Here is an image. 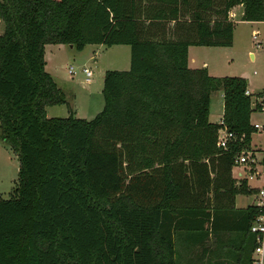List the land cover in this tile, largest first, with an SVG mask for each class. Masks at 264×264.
Segmentation results:
<instances>
[{"label": "trees", "instance_id": "trees-1", "mask_svg": "<svg viewBox=\"0 0 264 264\" xmlns=\"http://www.w3.org/2000/svg\"><path fill=\"white\" fill-rule=\"evenodd\" d=\"M236 5L242 20L264 22V0H0V138L18 159L15 196L0 197V264H175L181 234L192 245L224 229L250 234L237 264H253L249 226L263 210L233 207L254 192L231 174L255 132L247 80L187 64L189 46L232 45ZM46 44L129 46V69L104 72L92 119L69 106L47 117L66 101ZM216 91L222 124L208 119ZM223 126L236 139L225 151Z\"/></svg>", "mask_w": 264, "mask_h": 264}, {"label": "rangeland", "instance_id": "rangeland-1", "mask_svg": "<svg viewBox=\"0 0 264 264\" xmlns=\"http://www.w3.org/2000/svg\"><path fill=\"white\" fill-rule=\"evenodd\" d=\"M215 5H219L220 0H214ZM236 12V10H234ZM209 15H211L209 13ZM242 14H235L231 17L234 24L232 45L230 47H211L198 46L192 50H196V55L202 60H206L210 66L209 74L222 76H236L243 77L247 75L250 84L247 88L251 91V101H254L252 94L255 91H264V23H252L241 19ZM253 30H257V35H253ZM195 46V45H193ZM87 47V46H86ZM124 48H129L127 45ZM128 50V49H127ZM250 51L255 53V58L251 59ZM91 49H84L78 51L77 49H70L64 47L58 54L55 52L47 53V66L45 70L53 72L57 86L62 90L65 96V104L55 105L49 109L50 115L57 117L68 116V106L71 109L81 108L85 113L79 112L78 115L87 116L89 119L92 110L97 109L99 103L103 106L102 93L93 97V101L86 99V95L91 90H96L97 86L103 87V78L101 76L102 67H108L109 70H120L122 64L120 61L125 60L126 54L123 52L109 51L106 57L101 58V53L96 57H90ZM128 55V53H127ZM107 57H112V61L105 60ZM108 62H110L108 64ZM102 63V64H101ZM212 65L216 69L211 68ZM72 67L73 73H69L68 69ZM86 67L91 70L93 76L89 82L85 81L83 68ZM117 67V68H114ZM104 75V73H103ZM247 80V79H246ZM96 102V106L93 104ZM98 103V104H97ZM103 108V107H102ZM251 108L254 106L251 104ZM101 109V108H100ZM223 112V98L222 92H213L210 96L209 116L208 119L212 123H219L222 118ZM79 117V118H80ZM251 123L260 122L264 123V113L256 110L251 112ZM251 146L256 149L258 144L261 148L258 150V156L264 155V132H254L251 136ZM17 169L18 159L16 152L12 149L11 145L0 138V197L7 199L15 196L14 190L17 186ZM254 186L264 184V181H251ZM248 200L251 202L254 195H248ZM181 234L179 239L174 240L175 247V264H193L189 259V249L192 245L189 244ZM211 257L207 261H211Z\"/></svg>", "mask_w": 264, "mask_h": 264}, {"label": "crops", "instance_id": "crops-1", "mask_svg": "<svg viewBox=\"0 0 264 264\" xmlns=\"http://www.w3.org/2000/svg\"><path fill=\"white\" fill-rule=\"evenodd\" d=\"M234 10H236V12ZM236 13L237 14H239V13L242 14L243 13V8H242L241 5H236V6L232 7L230 9V11L228 12V18L231 21H234V20L231 19V17H234V15ZM147 23H148V20L145 21V24H147ZM252 23H261V22H252ZM262 23H264V22H262ZM172 27H173V21H169V22L165 23V31H166V36L167 37H170V34H171V37H173L172 36ZM255 31H257V30H253V32H255ZM2 32H3V24L0 22V34ZM125 46L126 45H112L110 47H107V46H105L103 44H89L84 49H88V50H89V48L91 49V52H92L91 54L92 55L90 57H96V56H98L101 53V58L106 57V53L109 52V51L110 52L111 51L112 52L113 51H115V52H123V53L126 54L127 57H125V60L120 61V64H122L121 68H117V67H114V68H117V69H120V70H128L129 66H130V49L127 48L128 49L127 50L126 48H124ZM64 47H67V45H64V44H46L45 45V52H44V57H45V61H46L45 67L47 66V62H48L47 61V53L48 52L49 53L55 52L56 54H58L61 49L64 50ZM194 47H198V46H193L192 45V46L188 47V51H187V64H188V67L189 68H193V69L205 67L207 69L208 74H209V72H210L209 68H210L211 65L206 60H202V59L197 57V55L195 53L196 50H192V49H194ZM206 47L211 48L209 46H206ZM70 49H72V47H70ZM127 53H128V55H127ZM250 56H252L251 59H254L255 58V53L250 51ZM111 59H112V57H107L105 60H110V62H111L112 61ZM116 60L112 61V62H116ZM110 62H108V64ZM102 66H104V65H101V70H102L101 76L103 78V73L106 70H109V69H107L108 67H106V66L105 67H102ZM211 68L216 69L214 67V65H212ZM49 74L53 78L54 82L57 83L55 81L54 73L53 72H49ZM209 75H211V74H209ZM217 75L218 74L213 75V76H217ZM242 76L247 79V82H248V85H249L250 84L249 77L247 75H242ZM246 90H247L248 94H251V91H249V88H247ZM260 92H262V91L261 90L255 91L254 94L260 93ZM99 94H101V87L97 86L95 91L91 90L90 92H88V94L85 97H86L87 100L92 102L93 101V97H96V95H99ZM222 98H223V96H222ZM54 106L46 107V115H47V117H57L56 115H50V113H49V109H51ZM94 106H96V102L93 104V107ZM100 106H101V103H99L97 109L92 110V112L90 113L91 114L90 116L95 117V115L102 110L103 106L102 107H100ZM72 111L74 112V116L77 117V118L80 117V115H78L79 112L85 113L84 110L81 109V108L72 109ZM258 113L259 112L257 111V114ZM250 117H251V115H250ZM80 118H83V119H86V120H90L89 117H87V116H81ZM219 195H220V191L217 192V196H219ZM247 197H248V195H245V194L236 195L234 197V200H233V207L235 209H244L249 204L254 203V199L255 198H253V200L250 202ZM219 205L224 206V208H228V198L219 200ZM230 219L231 220H228L227 217L224 218L223 223H224L225 227L226 226H232L233 221L236 222V224H238L239 221H240L239 220V216H236V215H235V218H232V216H231ZM232 219H233V221H232ZM180 232L185 233L186 231L181 230ZM248 238L250 240V234L244 233V232H241V231H233V230H230V229H224V230H221L219 232H216V235L210 233L209 236L206 237V239L202 243H200V244L199 243L192 244L191 248L189 249V258L191 259V255H193V259L195 261V264H208L207 263V259L210 258V257L212 258L211 261H210V264H222V263H224V264H228V263L229 264H237L239 261L242 260L243 256L241 254L243 252V247H244V250H245L246 254L248 253L249 245H250V243L248 241ZM248 243H249V245H248ZM204 244H205V247H207V249L211 250L209 256L208 255H204L203 256L202 246Z\"/></svg>", "mask_w": 264, "mask_h": 264}, {"label": "built area", "instance_id": "built-area-1", "mask_svg": "<svg viewBox=\"0 0 264 264\" xmlns=\"http://www.w3.org/2000/svg\"><path fill=\"white\" fill-rule=\"evenodd\" d=\"M254 36L257 35V31L253 32ZM69 73H73L72 67L68 69ZM83 72L85 75V81L89 82L93 76L90 69L84 67ZM246 94L247 90H246ZM251 96V94H249ZM254 101L251 104L258 112L264 113V91L256 94ZM222 124V120L219 122ZM255 132H264V123L255 122L252 124ZM235 136L229 132L224 126L217 131V147L222 150H227L229 145L235 142ZM261 144H258L256 149H253L251 144L249 147L242 148L234 156L231 174L237 184L245 181L248 188L254 192V204L263 210L262 214L258 215L250 224L249 231L256 237V245L252 252L253 264H264V184L254 186L251 181H264V155L259 157L258 150L261 148Z\"/></svg>", "mask_w": 264, "mask_h": 264}, {"label": "water", "instance_id": "water-1", "mask_svg": "<svg viewBox=\"0 0 264 264\" xmlns=\"http://www.w3.org/2000/svg\"><path fill=\"white\" fill-rule=\"evenodd\" d=\"M69 47H72V45H69ZM252 57V56H251Z\"/></svg>", "mask_w": 264, "mask_h": 264}]
</instances>
